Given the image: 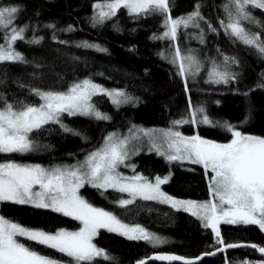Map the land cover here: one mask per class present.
Listing matches in <instances>:
<instances>
[{"label": "trees", "instance_id": "obj_1", "mask_svg": "<svg viewBox=\"0 0 264 264\" xmlns=\"http://www.w3.org/2000/svg\"><path fill=\"white\" fill-rule=\"evenodd\" d=\"M94 1L0 0V6L20 7L13 26L29 25L25 32L27 40L33 36L43 37L39 44L23 41L15 44L16 50L28 63L0 62V96L9 103L23 101L38 105L42 101L31 89L64 92L72 84L89 78L95 83L124 90L133 98L132 101L115 105L105 95L94 96L91 102L110 119L98 120L91 115L69 116L62 113V122L79 135L65 132L59 124L49 122L29 134L33 141L32 151L0 153V163L70 165L100 147L110 133L123 134L142 128H173L184 135L196 134L216 142H226L232 137L224 126L228 123L243 134L264 137V87L259 86L264 83V57L256 48L236 39L220 25L221 20L227 22L224 6L228 0H170L172 18L186 16L197 3L204 17L200 27H179L175 41L152 38L154 35L161 36L165 31L164 16L158 13L136 15L121 8L115 17L94 27ZM252 12L264 23V10L252 9ZM204 21L210 22L216 31H209ZM49 24L55 27H46ZM69 25L74 30L63 31ZM245 26L261 33V39H264V32L258 25L245 22ZM201 29L203 41L199 38ZM8 34L0 29V43H4V36ZM61 40L67 43H59ZM85 41L107 51L76 46ZM173 46H178L184 55L192 54L199 71H188L184 77L179 75L178 63H173L169 56ZM224 57L235 58L236 62L230 63L228 70L237 74L236 78L228 83L209 82L213 62L221 66ZM190 102L193 109L203 106L212 123L174 125V120L192 118ZM200 118L198 113L197 120ZM129 161L133 163L134 171L145 178L170 175L161 189L171 196L197 200L210 196L211 173L206 174L199 164L168 162L156 151L145 147L133 154ZM79 193L93 206L112 212L122 222L141 225L166 241L153 247L145 241L129 240L117 232L98 229L93 243L115 259L111 262L97 259L93 264H135L155 252L194 257L221 246L216 243L211 229L205 228L199 218L166 203L136 197L133 204L121 207L117 201L131 198L127 192L112 188L97 189L89 184H85ZM0 215L27 228L47 233L61 229L77 231L82 227L80 221L71 216L32 204L0 202ZM219 228L226 243L264 247V231L257 225L221 222ZM18 239L43 256L75 264L71 257L55 249L24 237ZM258 260L264 261V256L257 249L237 247L212 258H203L196 264H242ZM148 264L165 263L148 261Z\"/></svg>", "mask_w": 264, "mask_h": 264}, {"label": "snow or ice", "instance_id": "obj_2", "mask_svg": "<svg viewBox=\"0 0 264 264\" xmlns=\"http://www.w3.org/2000/svg\"><path fill=\"white\" fill-rule=\"evenodd\" d=\"M93 7L96 9L92 17L94 27L115 17L121 8L127 9L130 14L163 15L165 31L161 36L154 35L153 39L167 38L175 41L179 27L188 28L190 25L200 27V21L204 20L198 3L194 5L192 12L179 18H172L170 0H106L105 3H97ZM224 7L227 22L221 20L220 25L236 39L256 48L257 52L264 57V39H261V33L253 32L245 26V22L255 24L264 32V23L252 12V9L264 10V0H228ZM19 12V6H0V29L9 33L4 36V43H0V62L28 63L23 54L16 50L15 44L21 41L39 44L43 40V37L36 36L27 40L25 37V32L29 28L27 24L13 26ZM204 22L209 31H216L210 22ZM46 27L54 28L55 26L49 24ZM73 30L72 25L63 29V31ZM199 38L203 41V29ZM53 39H56L55 35ZM59 43L65 44L67 41L61 40ZM76 46L107 51L97 44L86 41ZM177 61H179V75L182 77L196 62L195 57L182 55L178 46L173 63ZM235 62V58L224 57L223 70H220L221 66L213 62L214 66L209 72V82L228 83L229 80L235 79L237 74L228 70L230 63ZM259 86L264 87V83ZM185 90H188L187 84ZM30 91L42 102L38 105L23 101L14 104L0 96V102H2L0 153L32 151L33 141L29 134L49 122L59 124L65 132L79 135L62 122V113H67L69 116L91 115L98 120L110 119L91 102L94 96L100 94L108 96L117 105L131 102L133 99L122 89H105L89 78L72 84L66 92L43 91L39 88ZM17 105L20 106L17 107ZM189 108L191 119L181 118L172 123L174 125L212 123L210 117L205 114L203 106L193 109L190 102ZM198 113L202 117L199 120H197ZM224 126L232 135L228 143H216L203 139L199 135L183 136L170 128L164 132L168 145L166 151H161L155 143L152 145V149H155L158 155L164 156L168 162L187 160L193 164L202 165L206 174L210 171L211 199L204 202L179 200L163 192L161 185L169 181L170 175L163 178L157 176L155 183L142 176L132 178L121 176L117 172V167L128 157L125 145L129 137L118 139L115 133L105 137V143L88 154L78 165L54 166L46 169L39 164H20L13 161L0 163V202L8 201L15 204H33L39 208H52L65 216L73 217L82 225L78 231L69 232L61 229L52 234L27 228L0 215V264H60L59 261L43 256L26 246L20 242L19 237L64 253L71 257L75 264H82V262L93 264L97 259L111 262L115 259L106 250L98 248L93 243V237L96 236L98 229L102 228L117 232L129 240L145 241L153 247L166 242L162 237L149 232L141 225L130 226L123 223L112 212L94 207L79 194V190L85 184H90L97 189L112 188L118 192H127L131 198L117 201L121 207L133 204L135 198L140 197L190 211L193 216H197L202 221L205 228L211 229L215 234L216 243L223 245V247H217V252L237 247H252L264 253V247H258L255 244L226 243L221 238L219 228L221 222L232 225H257L261 231H264V137L245 135L228 123ZM140 131L146 136H151L149 130L141 129ZM129 179L130 182H128ZM214 254V252L205 253V255ZM149 259L195 264V260H199L200 257L193 260L172 254H156L150 258L140 259L136 264H148ZM242 264H253V262L244 261Z\"/></svg>", "mask_w": 264, "mask_h": 264}, {"label": "rangeland", "instance_id": "obj_3", "mask_svg": "<svg viewBox=\"0 0 264 264\" xmlns=\"http://www.w3.org/2000/svg\"><path fill=\"white\" fill-rule=\"evenodd\" d=\"M106 2V0H96V1H94V3H93V6L95 5V4H97V3H100V4H103V3H105ZM96 11V9H94V7H93V14H94V12ZM175 50H176V47L175 46H173V49L171 50V52H169V56L171 55V57H172V59H173V57H174V55H175ZM173 54V55H172ZM182 54V53H181ZM182 55H184V54H182ZM188 55H191L192 56V54H187V55H184V56H188ZM176 63H178V65H179V61H177ZM186 68L188 67V65H187V63H186ZM220 66V65H219ZM197 70V68H196V62H194L193 64H192V66H191V68H190V72H195ZM220 70H223L222 69V65H221V69ZM188 73L189 72H187L186 73V75H188ZM98 84V83H97ZM99 85H101V84H99ZM101 86H103L105 89H118V88H112V87H107V86H104V85H101ZM67 91V90H66ZM66 91H64V92H66ZM108 97V96H107ZM110 99V98H109ZM111 100V99H110ZM112 101V100H111ZM121 104H125V103H121ZM121 104H119V105H121ZM115 105H117V104H115ZM142 129H144V130H149L150 131V133H151V136H146V135H144L141 131H140V129L138 130H130V131H127L126 133H123V134H116V136H117V138L118 139H123L124 137H129V140H128V143L125 145V148H126V150H127V152H128V157H127V159L125 160V162L123 163V164H120V165H118V167H117V172L121 175V176H123V177H126V178H132V177H134V176H142L139 172H135L134 171V165H133V163L132 162H130L129 161V158L133 155V154H135L138 150H140L141 148H143V147H145L146 149H152V145H153V143H155L158 147H160V149H161V151H166L167 150V147H168V145H167V143H166V141H165V137H164V132L166 131V130H168V129H170V128H142ZM173 131H178V132H180L181 133V131L179 130V129H173V128H171ZM239 131V130H238ZM241 132V131H240ZM181 135H183V136H187V137H190V136H195L196 134H194V135H184L183 133H181ZM245 135H247V134H245ZM108 136V135H107ZM106 136V137H107ZM133 136L135 137V138H133ZM201 137V136H200ZM203 138V137H202ZM203 139H206V138H203ZM231 139H232V137L228 140V141H226V142H216V143H228V142H230L231 141ZM206 140H209V139H206ZM213 141V140H212ZM105 143V140L103 141V143L101 144V146L103 145ZM100 146V147H101ZM100 147H98L97 149H99ZM97 149H95V150H97ZM95 150H93V151H95ZM152 150H154L155 151V149H152ZM93 151H91V152H93ZM91 152H89L88 154H90ZM87 154V155H88ZM87 155H85L80 161H77V162H74L73 164H70V165H65V166H72V165H78V163H80V162H83L84 160H85V157L87 156ZM164 157V156H163ZM165 158V157H164ZM182 162H189V163H191L190 161H187V160H184V161H182ZM3 163V162H2ZM21 164V163H20ZM34 164H38V163H34ZM39 165H41V164H39ZM200 165V164H199ZM42 167H44V168H46V169H50V168H52V167H54V166H44V165H41ZM56 166H59V165H56ZM202 166V165H201ZM203 167V166H202ZM204 168V167H203ZM210 172V171H209ZM143 177V176H142ZM157 176H155V177H152V178H147L150 182H152V183H155V178H156ZM159 177H161V178H163V177H165V176H159ZM128 182H130V179H129V181ZM90 185V184H89ZM37 190H39L38 188H37ZM162 190V189H161ZM80 194V193H79ZM172 197H174V196H172ZM174 198H176V199H179V200H184V201H196V202H204V201H208V200H210L211 199V196H209V198H207V199H200V200H197V199H188V198H177V197H174ZM128 199H130V198H128ZM33 205V204H32ZM168 205H170V204H168ZM171 206V205H170ZM95 207V206H94ZM97 208H99V207H97ZM176 209H180V210H183V211H185L183 208H176ZM105 211H107V210H105ZM186 212H188V213H190L191 214V212L190 211H186ZM197 217V216H196ZM198 218V217H197ZM200 220V219H199ZM201 221V220H200ZM202 222V221H201ZM124 223V222H123ZM125 224H127V223H125ZM203 224V223H202ZM129 225V224H128ZM131 226V225H130ZM30 229H32V228H30ZM59 231V230H58ZM67 231V230H66ZM78 231V230H77ZM57 232V231H56ZM56 232H54V233H52V234H55ZM69 232H74V231H69ZM214 234V233H213ZM214 236H215V234H214ZM250 262V261H249ZM253 262V264H264V261H260V260H258V261H252ZM60 264H66V263H62V262H60Z\"/></svg>", "mask_w": 264, "mask_h": 264}, {"label": "water", "instance_id": "obj_4", "mask_svg": "<svg viewBox=\"0 0 264 264\" xmlns=\"http://www.w3.org/2000/svg\"><path fill=\"white\" fill-rule=\"evenodd\" d=\"M219 247H223V245H221V246H219ZM216 249H217V248H214L213 250L210 251V252H214V253H215L214 255H205V253H209V252H205V253H201V254H199V255H197V256H194V257H187V256L179 255V254H176V253H170V252H155V253H151V254H149L148 256H146V257H144V258H150V257H153V256L156 255V254H172V255H178V256H182V257H185V258H187V259H193V260H195L196 257H200L199 260H195V264H196V263H199L203 258H206V257H207V258H212V257L216 256L218 253H222V252H217ZM225 250H228V249H225ZM225 250H224V251H225ZM224 251H223V252H224ZM258 253H259L261 256H264V253H260L259 251H258ZM142 259H143V258H142ZM137 261H139V260H137ZM137 261H136V262H137ZM148 261H156V262L165 263V264L170 263V262H180V263L183 264V261H158V260H154V259H149ZM136 262H135V264H136Z\"/></svg>", "mask_w": 264, "mask_h": 264}]
</instances>
